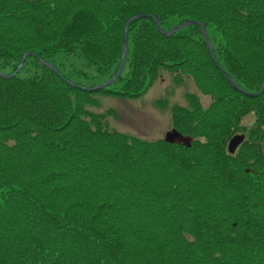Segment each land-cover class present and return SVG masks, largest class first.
Wrapping results in <instances>:
<instances>
[{"label": "trees", "instance_id": "16d2710c", "mask_svg": "<svg viewBox=\"0 0 264 264\" xmlns=\"http://www.w3.org/2000/svg\"><path fill=\"white\" fill-rule=\"evenodd\" d=\"M141 14L118 80L78 81L116 74ZM156 19L206 23L225 71L198 25L167 37ZM27 53L0 77V264H264V90L228 80L264 83V0H0V72ZM82 60L96 77L68 71ZM164 72L213 100L172 109L187 142L128 136L108 127L115 110L92 111L98 94L142 98Z\"/></svg>", "mask_w": 264, "mask_h": 264}, {"label": "rangeland", "instance_id": "374dc122", "mask_svg": "<svg viewBox=\"0 0 264 264\" xmlns=\"http://www.w3.org/2000/svg\"><path fill=\"white\" fill-rule=\"evenodd\" d=\"M85 65L87 62L82 60L67 69L68 71L74 70L79 75L86 72L90 77H96V68L93 66L85 68ZM163 74L164 76L152 86L148 93L139 99L122 100L103 94L94 96L99 101L100 108L92 111L107 113L115 110L116 113L107 115L106 120L110 130L154 142L164 138L167 132L171 131L174 123L172 109L188 107L187 95L191 94L199 98L204 108L211 106L212 98L202 94L191 78L184 77L183 83L178 85L172 80L173 76L170 73L164 72ZM77 80L91 86L101 84L97 78L84 79L78 76ZM255 122V114L249 113L240 124L244 130L249 131L254 127Z\"/></svg>", "mask_w": 264, "mask_h": 264}, {"label": "water", "instance_id": "95a60500", "mask_svg": "<svg viewBox=\"0 0 264 264\" xmlns=\"http://www.w3.org/2000/svg\"><path fill=\"white\" fill-rule=\"evenodd\" d=\"M148 17H150V16L141 14V15L133 16L129 20H127V22L125 24V27H124V36H123V42H122V59H121V63H120L119 69H118L116 74L111 79L107 80L106 82H104L102 84H99V85H96V86L92 87L91 88L92 90H94V91L103 90V89L107 88L108 86H111L112 84H114L118 80V78L121 76V74L123 73V70L125 68V62H126L127 52H128V30H129V27L134 21H137V20H140V19H144V18H148ZM156 25L158 27L159 32L162 35H165L167 37H171V36L175 35L176 33L189 28L190 26L198 25L201 28V32H202V35H203V38H204V42H205V45L208 48V51H209V54H210L211 58L213 59V61L216 64V66L220 70L224 71V69L222 68V66L220 65L219 61L217 60V58H216V56L214 54V48H213L212 42L210 40L209 33L207 31V24L206 23L189 20V21H185L181 25L175 26V27H173V28H171L170 30H167V31L164 30V28L162 27L160 19H156ZM28 56H33V57L37 58V55L35 53H27V54H25L23 56V58L21 59L16 72H14L12 74H5V73L0 72V77L2 79H6V80L14 78L15 75L17 74V72L20 71L23 68L24 61L26 60V58ZM40 62H41V64L43 66H45V67L49 68L50 70L54 71L60 78H62L61 73L59 72V70L54 65H52L49 62L44 61V60H40ZM228 80L234 86V88H236L239 92H241V93H243V94H245L247 96H250V97H258V96H260V94L264 90V83L262 84V86H261V88H260V90L258 92L251 93V92L246 91L242 87H240L239 84L237 83V81L232 78V76L228 75ZM71 84L73 85V83H71ZM164 139L169 144H173L175 142L184 143V142L188 141V138L184 139V137H182L181 134L176 129H173V130L167 132V134H166ZM244 140H245V135H242V134L235 135L231 139V141H230V143L228 145L229 153L230 154H235V152L237 151L239 146L244 142Z\"/></svg>", "mask_w": 264, "mask_h": 264}, {"label": "bare ground", "instance_id": "6f19581e", "mask_svg": "<svg viewBox=\"0 0 264 264\" xmlns=\"http://www.w3.org/2000/svg\"><path fill=\"white\" fill-rule=\"evenodd\" d=\"M69 83H72L71 81H68Z\"/></svg>", "mask_w": 264, "mask_h": 264}]
</instances>
